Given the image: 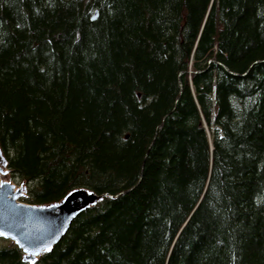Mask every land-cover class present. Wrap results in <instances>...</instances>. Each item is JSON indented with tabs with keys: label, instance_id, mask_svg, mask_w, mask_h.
<instances>
[{
	"label": "trees",
	"instance_id": "obj_1",
	"mask_svg": "<svg viewBox=\"0 0 264 264\" xmlns=\"http://www.w3.org/2000/svg\"><path fill=\"white\" fill-rule=\"evenodd\" d=\"M0 147L103 195L35 264H264V0H0Z\"/></svg>",
	"mask_w": 264,
	"mask_h": 264
},
{
	"label": "water",
	"instance_id": "obj_2",
	"mask_svg": "<svg viewBox=\"0 0 264 264\" xmlns=\"http://www.w3.org/2000/svg\"><path fill=\"white\" fill-rule=\"evenodd\" d=\"M95 13L92 19H95ZM0 147V237L11 240L22 251L23 260L35 264L66 233L71 221L103 198L85 187L69 191L60 201L34 205L22 202L24 184L16 186L1 177L8 173Z\"/></svg>",
	"mask_w": 264,
	"mask_h": 264
},
{
	"label": "rangeland",
	"instance_id": "obj_3",
	"mask_svg": "<svg viewBox=\"0 0 264 264\" xmlns=\"http://www.w3.org/2000/svg\"><path fill=\"white\" fill-rule=\"evenodd\" d=\"M5 168H6V167H5ZM1 178H2L3 180H5V181H10V182H12V183H14V184H16V185L24 184V182H22V181L15 180L14 177L12 176L10 170L8 171L7 174L2 175ZM24 185H25V187H26V191H25V192H26V195H25L24 197H27V196H28V194H27V186H26V184H24ZM24 197H22L21 200H22ZM23 202H24V201H23ZM0 238H1V237H0ZM2 239H4V238H2ZM12 243H13V241H11V240H7V239L0 240V245H3V244H12Z\"/></svg>",
	"mask_w": 264,
	"mask_h": 264
},
{
	"label": "snow or ice",
	"instance_id": "obj_4",
	"mask_svg": "<svg viewBox=\"0 0 264 264\" xmlns=\"http://www.w3.org/2000/svg\"><path fill=\"white\" fill-rule=\"evenodd\" d=\"M47 250H49V251H50L51 249L49 248V249H47Z\"/></svg>",
	"mask_w": 264,
	"mask_h": 264
}]
</instances>
